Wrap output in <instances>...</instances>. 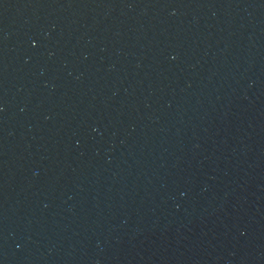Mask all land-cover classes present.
I'll use <instances>...</instances> for the list:
<instances>
[{"label":"water","instance_id":"obj_1","mask_svg":"<svg viewBox=\"0 0 264 264\" xmlns=\"http://www.w3.org/2000/svg\"><path fill=\"white\" fill-rule=\"evenodd\" d=\"M0 264H264V0H0Z\"/></svg>","mask_w":264,"mask_h":264}]
</instances>
